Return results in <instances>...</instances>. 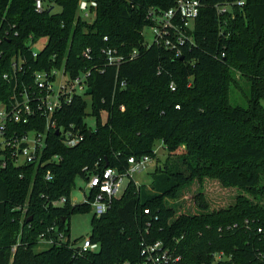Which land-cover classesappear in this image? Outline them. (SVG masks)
I'll return each instance as SVG.
<instances>
[{
    "label": "trees",
    "instance_id": "obj_1",
    "mask_svg": "<svg viewBox=\"0 0 264 264\" xmlns=\"http://www.w3.org/2000/svg\"><path fill=\"white\" fill-rule=\"evenodd\" d=\"M42 1L38 12L37 0H0V101L10 103L15 83L4 76L19 58L27 79L55 67L72 77L90 71L92 95H75L56 112L41 163L20 165L0 151V264H142L143 244L157 242L169 264H264V206L255 201L264 195V186L256 189L264 175V0H202L194 42L180 46V55L165 45L173 36L151 47L144 36L154 26L149 11L162 14L176 0H98L88 16L81 0ZM30 37L47 39L37 58ZM107 49L138 54L117 68L108 65ZM230 66L251 86L248 108L229 102ZM46 121L39 114L10 130L44 131ZM60 129L84 140L67 147ZM157 141L169 153L185 145L186 157L158 165L149 187L132 179L105 215H94L97 251L75 248L81 239L36 252L49 227L71 238L72 217L92 211L88 201L72 202L78 177L107 168L124 173L132 157L156 158ZM205 177L255 195L219 210L201 195L194 213L168 204Z\"/></svg>",
    "mask_w": 264,
    "mask_h": 264
},
{
    "label": "built area",
    "instance_id": "obj_2",
    "mask_svg": "<svg viewBox=\"0 0 264 264\" xmlns=\"http://www.w3.org/2000/svg\"><path fill=\"white\" fill-rule=\"evenodd\" d=\"M238 4L241 6L244 1H240ZM44 8L43 1L37 0V11L41 12ZM97 8L98 0H81L79 10L80 13L88 16L90 11ZM201 8L202 0H176V6L162 14L157 13L154 9L150 10L149 19L154 23L150 30L154 34V39L152 43L146 40V47L161 44L166 36H173L175 42L167 39L165 45L167 48L176 50L177 55H180V46L187 42H194L191 32L200 16ZM229 8L227 6L223 8V11L225 12ZM105 40L107 41L108 38ZM40 41L34 42L33 37H30L29 45L35 58L42 51L35 49ZM103 52L107 56L108 65L117 68H120L126 61L133 60L138 54L137 51H134L126 57L119 55L117 50L107 49ZM89 54L90 50L85 53V57L90 58ZM24 62L22 58L14 61L13 72L4 76V79L15 83V86L10 103L6 104L0 101V151L8 159L11 158L20 165L41 163L48 134L57 128V124L53 120L56 112L62 108L64 103H70L75 95L86 94L91 77L90 71L72 77L65 68L55 67L36 71L30 76V79H27L23 74ZM122 85L124 86V83ZM171 89L175 90L174 84L171 85ZM39 114L47 120L44 131L31 130L21 134L10 130L11 124L27 125ZM59 132L63 133V143L67 147H76L84 140V137L73 135L70 131L65 132L60 129ZM152 160L149 156L140 159L132 157L129 159V168L124 173L107 168L102 173L89 176L87 180L88 194L85 196V201L90 203L94 214L97 217L105 215L111 208L114 198L124 194V181L128 178L133 179L135 174L142 173ZM6 162L7 159L1 162V166L5 167ZM47 180H52L51 173L47 174ZM65 202L66 199H62L52 205L61 206ZM74 242L65 231L60 230L56 225L49 227L40 236V243H44L48 247L67 243L73 247ZM143 247L144 261L142 264H169L172 261V257L164 249L162 242L151 245L143 244ZM75 248L81 249L80 251H97L99 245L92 243L90 238H87L78 243Z\"/></svg>",
    "mask_w": 264,
    "mask_h": 264
},
{
    "label": "rangeland",
    "instance_id": "obj_3",
    "mask_svg": "<svg viewBox=\"0 0 264 264\" xmlns=\"http://www.w3.org/2000/svg\"><path fill=\"white\" fill-rule=\"evenodd\" d=\"M55 10L59 11V8L56 7ZM144 36L149 43H152L154 34L149 28L144 30ZM46 45L47 39H42L35 49L38 51L42 50L46 47ZM230 73L232 80L229 83V102L235 107L241 106L248 108V96H250L251 88L250 84H248V80L243 76L242 72L235 67L230 66ZM122 110L124 111V108ZM104 120L105 117H103L102 121L104 122ZM87 122L92 128H95V118L89 116L87 118ZM186 149V146L183 145L177 152L169 153L166 148H164L162 141H157L154 145L156 158L149 163L148 167L142 173L135 174L133 176L134 181L142 187H149L152 184V178L156 173L157 166L159 165L164 167L167 163H180V161L186 157ZM181 168L183 170L186 169L182 165ZM261 178L262 179L256 189H262L264 186V175H262ZM131 180L132 179L128 178L124 181L125 190ZM87 194V180L82 177H78L76 180V187L71 196L73 204H83ZM252 194L255 195L251 189L225 188L217 178L205 177L203 181H195L189 187L185 188L179 200L170 199L168 200V204L171 207L180 209L182 212L194 213L197 209V203L200 201L199 196L201 195L205 197L212 210H219L234 205L239 196L250 197ZM255 201L264 206V195L258 196ZM94 215V212L91 211L89 213L78 214L72 217L70 221L72 241L90 238L92 234V219ZM47 249L48 245L40 243L35 250L36 252H40Z\"/></svg>",
    "mask_w": 264,
    "mask_h": 264
},
{
    "label": "water",
    "instance_id": "obj_4",
    "mask_svg": "<svg viewBox=\"0 0 264 264\" xmlns=\"http://www.w3.org/2000/svg\"><path fill=\"white\" fill-rule=\"evenodd\" d=\"M87 94L92 95V89H88Z\"/></svg>",
    "mask_w": 264,
    "mask_h": 264
}]
</instances>
